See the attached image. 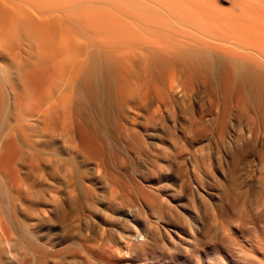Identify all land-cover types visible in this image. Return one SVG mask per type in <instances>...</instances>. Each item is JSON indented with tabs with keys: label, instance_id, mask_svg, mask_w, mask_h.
I'll use <instances>...</instances> for the list:
<instances>
[{
	"label": "bare ground",
	"instance_id": "1",
	"mask_svg": "<svg viewBox=\"0 0 264 264\" xmlns=\"http://www.w3.org/2000/svg\"><path fill=\"white\" fill-rule=\"evenodd\" d=\"M204 122L217 139L245 140L244 170L256 159L264 177V0H0V264H44L37 220L50 203L63 218L71 205L82 213L91 191L81 165L92 155L117 151L118 139L148 150L158 123ZM260 185L259 202L214 221L209 264H264ZM242 188L235 182L228 196ZM154 204L162 223L179 225ZM108 206L124 224L127 205ZM156 220L130 255L166 260L177 249Z\"/></svg>",
	"mask_w": 264,
	"mask_h": 264
},
{
	"label": "rangeland",
	"instance_id": "2",
	"mask_svg": "<svg viewBox=\"0 0 264 264\" xmlns=\"http://www.w3.org/2000/svg\"><path fill=\"white\" fill-rule=\"evenodd\" d=\"M158 124L154 127L159 134L148 150L135 153L125 149L124 140L118 139L117 151L92 155L81 165L85 185L91 191L81 214L71 205L63 218L60 202L48 205L35 229L39 244L46 248L44 264H209V258L215 257L213 236L220 233V227L214 221L237 217L247 199L254 203L261 200V167L254 159L248 172L244 170L240 159L247 142H239L232 135L217 139L208 134L212 127L209 123L190 129ZM241 124L235 118L229 127L239 132ZM139 128L143 132L142 126ZM96 164L101 174L94 180L91 174ZM110 175L116 178L115 198L109 194L108 186L114 183ZM88 177L92 178L90 182ZM235 182L243 188L229 197ZM112 199L118 207H128L124 224L120 220L118 223L108 206ZM156 200L179 216V225L168 226L160 221L163 212L154 206ZM154 219L163 240L169 246L170 241L175 242L177 249L165 251L166 260L158 255H130L132 248L146 242L143 224ZM194 238L200 240L199 248H195Z\"/></svg>",
	"mask_w": 264,
	"mask_h": 264
}]
</instances>
